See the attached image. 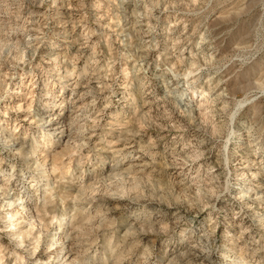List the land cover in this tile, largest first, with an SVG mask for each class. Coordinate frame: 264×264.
Listing matches in <instances>:
<instances>
[{"label":"rangeland","instance_id":"obj_1","mask_svg":"<svg viewBox=\"0 0 264 264\" xmlns=\"http://www.w3.org/2000/svg\"><path fill=\"white\" fill-rule=\"evenodd\" d=\"M136 2L0 0V174L35 221L18 245L0 207V264H264V0Z\"/></svg>","mask_w":264,"mask_h":264},{"label":"bare ground","instance_id":"obj_2","mask_svg":"<svg viewBox=\"0 0 264 264\" xmlns=\"http://www.w3.org/2000/svg\"><path fill=\"white\" fill-rule=\"evenodd\" d=\"M137 0H121V4L122 5H126V6H130L132 3H135ZM144 1V0H143ZM157 2V0H156ZM55 1L52 2V4L49 5L50 8H55L56 5L54 4ZM137 3V2H136ZM99 4V3H98ZM133 5V4H132ZM146 5V4H145ZM136 6V5H135ZM133 10V9H132ZM133 12V11H132ZM59 13V12H58ZM112 13V12H111ZM67 16V15H66ZM46 18V16H45ZM112 19V18H111ZM29 22V21H28ZM120 21H118L119 23ZM114 23V21H113ZM117 23V24H118ZM43 24V23H42ZM116 24V23H115ZM170 26V25H169ZM168 26V27H169ZM174 26V25H172ZM168 31V30H167ZM171 31V30H170ZM28 32V31H27ZM174 32V31H173ZM137 33V32H136ZM139 34V33H138ZM168 36H170L168 34ZM177 37V35H176ZM206 36H204L205 38ZM170 38V37H169ZM175 38V37H174ZM178 38V37H177ZM201 40L203 39L202 36L200 37ZM165 39H168V37H166ZM206 39V38H205ZM25 40V39H24ZM172 40V39H171ZM170 40V41H171ZM179 40V38H178ZM209 40V39H208ZM173 41V40H172ZM176 41V40H175ZM175 41H174V44H175ZM181 41V40H179ZM204 41V40H202ZM169 42V40H168ZM178 42V41H177ZM200 43H203L199 40ZM173 43V42H172ZM180 43V42H179ZM173 44V45H174ZM178 44V43H177ZM36 50V49H35ZM33 51V50H32ZM34 54H35V51H34ZM138 58V57H137ZM187 59V58H186ZM188 60V59H187ZM181 62V61H180ZM177 67V66H176ZM188 67V66H187ZM183 73V72H182ZM179 78V77H178ZM213 78V77H212ZM178 84V83H177ZM188 84V83H187ZM189 85V84H188ZM166 87L170 86L169 84H166L165 85ZM164 86V87H165ZM182 86V85H181ZM187 90V89H186ZM185 90V91H186ZM169 93H176V95H174V98H175V102H177L178 104H184V106L187 108V109H184V110H187L188 112H194V111H199L203 106L204 104L207 102L208 100V94L205 90H201L197 95H199L198 97H193L192 95L189 96V98L187 97H184L185 93L182 91L179 90V86L178 85H174V86H170L169 89L167 90ZM223 92V91H222ZM127 97H125L126 99ZM244 101H247V99H244V100H241L240 102H238V105L239 106H242L243 105V102ZM12 102H13V99H12ZM9 103L7 104L6 108L9 109V108H14V111H17V110H21V108L23 107V104L20 102V103H17V104H12ZM15 103V101L13 102ZM208 103V102H207ZM209 104V103H208ZM25 106V105H24ZM29 106V105H28ZM216 107V106H215ZM179 108V107H178ZM23 109V108H22ZM206 109V108H205ZM28 110V109H27ZM215 110V109H214ZM6 113V112H5ZM201 112H199L200 114ZM197 114V113H196ZM198 114V115H199ZM5 116H7L5 114ZM49 117V116H48ZM233 117V115H232ZM25 120V119H23ZM33 121V120H32ZM45 123L48 122L47 126H53L55 125L54 128L58 129V127L61 129L63 128L64 126V123H63V120L62 118H59V117H49L47 118L46 120H44ZM6 123L4 122H1L0 123V131H3L4 129L8 128L6 125ZM57 125V126H56ZM59 125V126H58ZM66 125V124H65ZM18 126V125H17ZM54 129V131L56 130ZM49 131V130H48ZM2 135V134H1ZM4 138V137H3ZM53 142V136L51 135H43L42 138H41V141H40V153L38 154L37 153V150H35L34 148L31 149V155L34 156L38 154V156H40L41 158L38 160V161H34L32 163V165H26V168L27 169H32L33 171H37L39 172L37 176H29L30 177H33L32 180H30L31 182V185L33 184L34 186H39L40 182L42 181L43 183H41L43 186L47 187L48 185V176H49V171H47V168H46V164H45V161L47 160L46 157H47V152H44L45 151V148H48L49 145H51ZM24 143V142H23ZM14 145V144H13ZM10 146V145H9ZM243 146V145H242ZM242 146L239 145V148H242ZM247 146V145H246ZM8 148V147H7ZM248 148V147H247ZM25 149L24 147V144H21L20 147H17L15 146V149L14 148H11L10 149V152L8 154V157L10 158H14L15 156H19L23 153V150ZM29 149V148H28ZM14 150V151H13ZM17 150V151H16ZM13 151V152H12ZM27 151V150H26ZM29 151V150H28ZM29 153V152H27ZM29 153V154H30ZM264 155V154H263ZM179 156V155H178ZM177 156V157H178ZM29 157V156H28ZM262 158V157H261ZM53 159V158H52ZM1 160H3V158L0 159V162ZM176 160V159H175ZM182 161V159H181ZM56 162V161H54ZM184 162V161H183ZM174 163H177L178 165V162H174ZM29 164V162H28ZM173 164V163H172ZM248 164V163H247ZM246 164V167L244 168H247V165ZM63 165V164H62ZM61 165V166H62ZM176 166V164L174 165ZM183 168V167H182ZM251 168V167H250ZM264 168V164H263V167L260 168L261 170H263ZM57 169V166L56 164H52L51 166V172H54L55 170ZM69 170L65 167V171H63L62 173H67ZM245 171V170H244ZM260 171V170H259ZM253 172V171H252ZM180 173V172H179ZM255 173V172H254ZM245 175V173L243 172H240L239 175ZM260 174V173H259ZM9 175V174H8ZM256 175V174H254ZM11 178V177H10ZM44 180V181H43ZM47 182V183H46ZM10 181H9V177L6 176L5 174H0V207H4L6 205L9 206V209L10 211H8V213H11V215L7 218V221L5 222L6 223V227L9 229V235L12 236L15 240H16V243L19 245V244H22L24 242V238H27L29 236V234L32 233L33 229L35 228V221L33 220V216L32 215H29L28 214V217H24V215H26V211H25V214L23 213H20L19 210H14L13 208V205L21 200V205H22V208L24 210L27 209L25 203L27 202L25 200V197L20 194L19 192L18 193H15L11 196H8V190L10 188ZM241 193V192H240ZM261 205V204H260ZM259 205V206H260ZM258 207V206H257ZM256 207V208H257ZM263 207V206H262ZM261 208V207H260ZM262 209V208H261ZM264 209V208H263ZM263 211V210H262ZM260 213V212H259ZM257 215V214H256ZM262 216H264V213L262 214ZM69 218V217H68ZM41 221V220H40ZM65 224H67V221H66V217H63L61 219H58L57 220V226H56V231L51 235V241L49 242V248H51V252H59L61 253L63 250L62 248L56 246V245H59V246H63L65 243L63 242L64 239L70 235V232H71V228H65ZM26 227V228H25ZM68 229L70 230V232L68 233ZM40 233L41 231L39 230L38 231V235L36 236V241L32 247V252H29V254H33L35 253L36 249H38V247L40 246ZM53 250V251H52ZM230 252V251H229ZM229 252H226L227 254ZM225 253V252H224ZM65 255L68 256V253L65 252ZM230 255V254H229ZM228 256V255H227ZM18 257H20L18 255ZM22 258V257H21ZM70 257H68L67 259H64V262L63 264H74L75 263V259H69ZM38 260V259H37ZM69 260V261H68ZM45 261V260H44ZM44 261H40V263H43ZM47 263V262H46ZM3 264V263H2Z\"/></svg>","mask_w":264,"mask_h":264}]
</instances>
